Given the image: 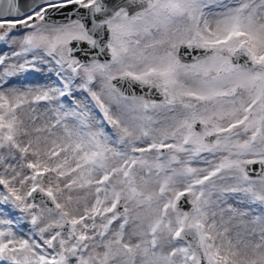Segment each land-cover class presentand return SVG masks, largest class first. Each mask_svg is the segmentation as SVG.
<instances>
[{
	"label": "snow or ice",
	"instance_id": "6c2138e0",
	"mask_svg": "<svg viewBox=\"0 0 264 264\" xmlns=\"http://www.w3.org/2000/svg\"><path fill=\"white\" fill-rule=\"evenodd\" d=\"M0 48V264H264V0H0Z\"/></svg>",
	"mask_w": 264,
	"mask_h": 264
},
{
	"label": "rangeland",
	"instance_id": "374dc122",
	"mask_svg": "<svg viewBox=\"0 0 264 264\" xmlns=\"http://www.w3.org/2000/svg\"><path fill=\"white\" fill-rule=\"evenodd\" d=\"M3 51H7L6 48H0V52H3ZM46 79L47 77L44 75V74H35V75H32L28 78V81L27 82H30V83H45L46 82ZM15 83V81H14ZM25 228H27V225H25Z\"/></svg>",
	"mask_w": 264,
	"mask_h": 264
},
{
	"label": "water",
	"instance_id": "95a60500",
	"mask_svg": "<svg viewBox=\"0 0 264 264\" xmlns=\"http://www.w3.org/2000/svg\"><path fill=\"white\" fill-rule=\"evenodd\" d=\"M21 2H22V3H26V2H27V0H21Z\"/></svg>",
	"mask_w": 264,
	"mask_h": 264
}]
</instances>
